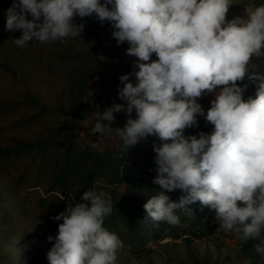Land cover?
I'll return each instance as SVG.
<instances>
[{
	"label": "clouds",
	"instance_id": "1",
	"mask_svg": "<svg viewBox=\"0 0 264 264\" xmlns=\"http://www.w3.org/2000/svg\"><path fill=\"white\" fill-rule=\"evenodd\" d=\"M231 0H11L4 11L5 31L20 48L80 37L75 17L95 14L113 29L117 44L127 42L135 83L123 86L113 103L93 117L89 135L117 137L126 148L148 137L154 155L153 183L160 191L143 203V219L177 225V212L191 214L194 202L214 210L217 232L241 244L252 241L264 257V74L249 69L250 58L264 49V4L246 8V17L225 19ZM155 54L157 59H150ZM256 82L255 97L242 99L237 81ZM214 93L205 112L199 97ZM126 123L113 128L114 113ZM135 113L133 117L131 114ZM202 115L210 133L184 135ZM103 121V123H101ZM90 147L98 144L93 141ZM180 190L172 200L167 192ZM166 190V191H165ZM82 202L67 203L52 217L62 221L48 264H116L123 242L103 227L113 210L106 191L85 190Z\"/></svg>",
	"mask_w": 264,
	"mask_h": 264
},
{
	"label": "rangeland",
	"instance_id": "2",
	"mask_svg": "<svg viewBox=\"0 0 264 264\" xmlns=\"http://www.w3.org/2000/svg\"><path fill=\"white\" fill-rule=\"evenodd\" d=\"M231 2L226 21L245 18L247 7L264 4V0ZM10 4L11 0H0V228H7L14 239L25 235L24 249L11 246L15 263L48 264L46 253L53 241L47 237L54 238L62 222L52 217L67 203L81 201L84 177L90 172L94 178L90 190L106 191L112 197L108 230L123 242L116 264H264V257L255 253L250 243L242 245L234 236L217 232L214 210L200 204L189 205L191 214L178 211L177 225L161 222L158 239L151 238L150 223L137 212L135 226L141 234L133 236L121 207L130 194L146 201L160 191L153 183V138L123 151L117 137L100 139L99 134L89 135V128L98 111L124 103L117 97L123 86L119 76L129 74L135 83L131 73L136 70L137 58L126 53L127 42L117 44L111 24L106 20L101 23L95 14L74 18L75 23L85 24L80 37L47 43L33 40L17 47L12 38L20 32L4 29V11ZM92 48L100 67L88 77L90 64L81 73L77 70L86 64V54ZM150 59L157 57L153 54ZM249 69L264 74V54L251 57ZM81 77L87 79L83 98L88 112L71 115L64 111L76 97L71 81ZM241 87L242 99L255 97L256 82ZM197 99L206 112L214 93ZM126 119L123 111L114 113L111 126L123 127ZM212 129L213 125L198 115L196 126L186 128L184 135L210 133ZM93 141L98 144L95 149L90 147ZM44 143L48 150L42 147ZM20 144L26 146L20 148ZM166 194L176 200L182 193L177 189ZM206 226L214 229L201 236L200 230ZM3 253L4 264H12L7 250Z\"/></svg>",
	"mask_w": 264,
	"mask_h": 264
},
{
	"label": "trees",
	"instance_id": "3",
	"mask_svg": "<svg viewBox=\"0 0 264 264\" xmlns=\"http://www.w3.org/2000/svg\"><path fill=\"white\" fill-rule=\"evenodd\" d=\"M85 25V24H84ZM94 48H92L91 50H89V52H87L86 55H88L89 57L87 58L86 64H84L82 66L81 69L77 70V73H81L82 70L87 69V65L90 64V69H89V75H94L99 71V63L97 60V53L93 51ZM81 53V51H80ZM82 76V74H81ZM86 81L87 79L85 77H81L77 80H75L74 82L71 81V89L75 90L76 93V97L72 100V102L70 103V105L68 106V108H66V110H64L65 112H67L68 114L71 115H79V116H84L86 115V113L88 112V105L86 103V100L83 98V93L86 87ZM253 81H249L247 79V77H245L243 80L241 81H237L238 86H248L252 83ZM73 83L75 85H73ZM18 144L19 142L16 141ZM46 143L43 144V148L47 149L45 146ZM33 144H29V147L32 146ZM21 146H26L25 144H20V148H22ZM19 147V146H18ZM85 182H84V190H90L91 189V183L93 182L92 175L91 173H87V175L84 177ZM130 199L127 200L125 203H123L122 207H121V213L123 214V217L125 219V225L127 227L132 228L133 231V236L137 237L141 234L140 229L138 228V226H135L136 224V213H140L142 217H144V209L142 207L143 203L145 202V200L143 198H137L135 195L130 194ZM82 202V201H80ZM194 204H199V202H194ZM193 204V205H194ZM150 223V232H151V238L152 239H158L161 237V232L157 231L160 223L158 224V226H153V223L151 221H147ZM112 225L111 219L109 217H105L104 221H103V227H105L106 229H109V226ZM216 226V225H215ZM136 227V228H134ZM214 229V226H209V227H203L200 230V235L201 236H206L209 233H211ZM111 230V229H110ZM25 234V233H23ZM25 236V235H23ZM23 236L22 237H18L16 239L12 238L10 231L7 228H0V264H4V261H2V259H4V251L7 250V254L10 255L11 258V262L12 264H16V260L15 258L12 257L10 250H11V246L17 247L19 250L24 249V241H23ZM248 243H250L251 245L253 244L252 241H249ZM4 250V251H3Z\"/></svg>",
	"mask_w": 264,
	"mask_h": 264
}]
</instances>
